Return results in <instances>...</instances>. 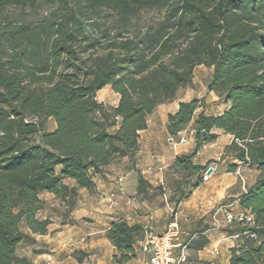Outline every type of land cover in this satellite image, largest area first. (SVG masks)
<instances>
[{"label":"trees","instance_id":"obj_1","mask_svg":"<svg viewBox=\"0 0 264 264\" xmlns=\"http://www.w3.org/2000/svg\"><path fill=\"white\" fill-rule=\"evenodd\" d=\"M199 66L213 69L207 92L229 108L197 115L204 101L193 100L168 116L171 138L193 120L196 127L195 151L171 169L187 173L179 185L198 188L214 163L195 164L198 151L216 142V130L232 136L224 156L239 164L227 172L259 175L239 200L250 221L231 224L229 264H264V0H0V264H32L18 250L48 233L42 194L70 213L79 191L94 193V178L123 159L138 173L141 200L155 198L150 192L163 188L136 170L140 132L159 106L193 87ZM106 87L116 106L97 101ZM106 237L114 264L136 259L145 238L142 225L123 219Z\"/></svg>","mask_w":264,"mask_h":264},{"label":"crops","instance_id":"obj_2","mask_svg":"<svg viewBox=\"0 0 264 264\" xmlns=\"http://www.w3.org/2000/svg\"><path fill=\"white\" fill-rule=\"evenodd\" d=\"M205 71L208 72L206 86L196 93L192 90L197 84L196 73ZM212 72L211 68L197 67L193 87L180 90L173 102L159 106L149 116L147 129L140 132L136 170L142 173L151 188L162 187L165 195L141 200L143 197L137 195L138 173L131 170L128 159H124L121 165L94 178V193L80 190L77 206L70 213L53 194H42L40 199L46 205L39 216L51 221L48 233L31 235L37 245H22L18 256L27 258L32 264H113L116 250L106 237L110 224L123 219L131 226L144 225L151 214L156 233L162 234L176 223L182 233L193 236L187 250V264H229L237 237L230 234L233 226L227 224L226 213L243 212L239 200L244 189L239 176L227 172L229 164L238 162L227 163L226 159L221 161L216 157L223 155L232 136L216 130V142L204 147V150L214 148V157H211L214 163L209 167L214 172L198 188L190 190L189 186L179 185L182 179H170L175 159L195 151L196 127L193 120L186 130L171 138L167 131L168 116L176 114L181 103L193 100L204 101V107L197 115L203 111L207 116H219L229 108L214 93L207 92ZM204 150L201 148L197 155ZM207 163L206 160L195 164L204 166ZM65 182L73 185L71 181ZM176 186H182V191ZM181 192L188 196L176 206L172 198ZM115 198L120 203H116ZM142 246L143 241L135 246L136 262L149 264V255L143 252ZM38 250L43 252L36 254Z\"/></svg>","mask_w":264,"mask_h":264},{"label":"built area","instance_id":"obj_3","mask_svg":"<svg viewBox=\"0 0 264 264\" xmlns=\"http://www.w3.org/2000/svg\"><path fill=\"white\" fill-rule=\"evenodd\" d=\"M236 175L241 178L245 192V181L241 177L240 169L236 171ZM210 177L205 174L203 181H208ZM244 220L250 221V218L243 212L228 211L226 213L227 224ZM153 221L154 217L149 214L147 222L142 225L145 237L142 250L149 255V264H187V250L193 236L182 233L176 223H172L164 233L158 234L154 231ZM216 225L219 223L216 222Z\"/></svg>","mask_w":264,"mask_h":264},{"label":"rangeland","instance_id":"obj_4","mask_svg":"<svg viewBox=\"0 0 264 264\" xmlns=\"http://www.w3.org/2000/svg\"><path fill=\"white\" fill-rule=\"evenodd\" d=\"M30 13V12H29ZM196 78H197V84L196 87L192 88V90L196 93H199L203 90V88L206 86V82L208 81V72H198L196 73ZM182 94V92H180ZM97 101L99 103H102L106 106H116L118 104L119 101V96L117 94H115L110 87H106L103 90L99 91L97 93ZM55 128V124L53 120H50L48 122V131H53ZM205 146H209V144L204 145L202 148L204 150ZM208 150V151H207ZM225 149L223 151V155L217 156L216 158L220 159L221 161L224 159H226V162H231L233 161V159L231 157H226L224 156L225 154ZM214 148H208L205 149L203 152H201V155H196V157L193 159L194 163H198V162H205L207 160V162L209 161H214L213 159H211V157H214ZM207 155H209L207 157ZM124 161L121 160L119 162H116L115 164H112L110 167H108L106 170L109 171V169L114 168V166H119L122 164V162ZM239 164V163H238ZM187 173H185L184 171H179V173L175 172L173 173V176L170 179H179L181 176L186 175ZM240 174L241 177L244 179V181L247 183V188H249V186H252V184L255 182V180L257 179L259 173L255 170V169H249V168H242L240 169ZM240 178V177H239ZM241 179V178H240ZM157 189V188H156ZM166 192L162 189L161 191L158 192H150L151 198L153 197V195H157L155 197L158 196H163L165 195ZM154 198V197H153ZM116 203H118L119 201H117V199L115 198ZM138 201H141L138 199ZM120 203V202H119ZM137 259V256H136ZM136 259L132 260L130 263L128 264H139L138 262H136ZM114 264V263H113Z\"/></svg>","mask_w":264,"mask_h":264},{"label":"water","instance_id":"obj_5","mask_svg":"<svg viewBox=\"0 0 264 264\" xmlns=\"http://www.w3.org/2000/svg\"><path fill=\"white\" fill-rule=\"evenodd\" d=\"M202 135L204 136L205 133L203 132ZM213 172H214V169H213V168H209V169L206 171V175H207V176H211V175L213 174Z\"/></svg>","mask_w":264,"mask_h":264}]
</instances>
